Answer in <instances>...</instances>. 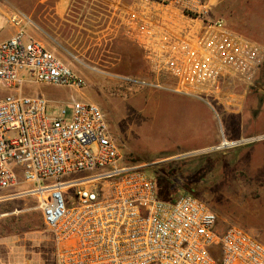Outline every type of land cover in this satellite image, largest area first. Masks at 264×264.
I'll return each mask as SVG.
<instances>
[{
	"label": "built area",
	"instance_id": "obj_1",
	"mask_svg": "<svg viewBox=\"0 0 264 264\" xmlns=\"http://www.w3.org/2000/svg\"><path fill=\"white\" fill-rule=\"evenodd\" d=\"M210 12L209 0H143L129 10L120 31L142 53L139 85L189 97L221 78L260 87L264 46ZM9 23L17 33L0 42V203L36 198L56 264H264V244L221 227L202 199L159 198L154 179L124 164L97 104L73 100L70 120L50 118L47 99L23 94L25 73L37 84L82 89L85 81L24 39L23 18Z\"/></svg>",
	"mask_w": 264,
	"mask_h": 264
},
{
	"label": "rangeland",
	"instance_id": "obj_2",
	"mask_svg": "<svg viewBox=\"0 0 264 264\" xmlns=\"http://www.w3.org/2000/svg\"><path fill=\"white\" fill-rule=\"evenodd\" d=\"M141 1L71 0L66 18V0H0V41L17 33L9 18L18 15L25 40L43 44L85 81L82 89L37 84L25 73L23 94L47 99L50 118L70 120L73 100L97 104L125 165L155 181L169 169L191 176L194 195L220 216L221 227L236 225L264 244V105L252 124L256 138L238 137L235 112L243 98L264 100V68L260 92L233 78L211 83L199 97L139 85L136 74H146L143 56L121 36L120 24ZM229 137L237 139L231 147L224 141ZM0 254L3 264H55L52 235L35 197L0 203Z\"/></svg>",
	"mask_w": 264,
	"mask_h": 264
},
{
	"label": "crops",
	"instance_id": "obj_3",
	"mask_svg": "<svg viewBox=\"0 0 264 264\" xmlns=\"http://www.w3.org/2000/svg\"><path fill=\"white\" fill-rule=\"evenodd\" d=\"M66 0V8H63L62 16H70V2ZM211 4L210 20L222 19L226 27L234 34L240 35L252 42H264V23L261 21L264 16V0H209ZM134 2V1H133ZM132 0H125V5H131ZM13 37V36H12ZM11 37V38H12ZM8 40V39H7ZM6 41V40H3ZM2 42V41H0ZM263 75V71H262ZM256 91H261L262 82L259 81ZM256 92V93H257ZM258 94V93H257ZM256 94V95H257ZM259 95V94H258ZM173 98V97H170ZM240 108L235 111L239 116V138H256L259 132L252 131V124L260 117L264 100L257 97H246L242 99ZM205 104V103H204ZM207 105V104H206ZM228 125L227 134L230 135V116L225 118ZM251 133V134H250ZM228 137V136H227ZM228 145L237 141L236 138H226ZM219 137L217 135V141ZM216 141V142H217ZM232 145V146H233ZM231 147V145H230Z\"/></svg>",
	"mask_w": 264,
	"mask_h": 264
},
{
	"label": "trees",
	"instance_id": "obj_4",
	"mask_svg": "<svg viewBox=\"0 0 264 264\" xmlns=\"http://www.w3.org/2000/svg\"><path fill=\"white\" fill-rule=\"evenodd\" d=\"M263 76V75H262ZM262 76L260 78L262 82ZM156 188H157V195L159 198L164 200H172V194H192V186L195 185V182L191 176L182 177L180 175H176L173 169L169 170H162L156 175ZM170 196V198H166ZM1 256V254H0ZM2 257V256H1ZM55 258V254H54ZM3 262V259H2ZM56 264V258H55Z\"/></svg>",
	"mask_w": 264,
	"mask_h": 264
},
{
	"label": "bare ground",
	"instance_id": "obj_5",
	"mask_svg": "<svg viewBox=\"0 0 264 264\" xmlns=\"http://www.w3.org/2000/svg\"><path fill=\"white\" fill-rule=\"evenodd\" d=\"M226 146H230V145H228L227 143H226ZM41 213V212H40Z\"/></svg>",
	"mask_w": 264,
	"mask_h": 264
}]
</instances>
